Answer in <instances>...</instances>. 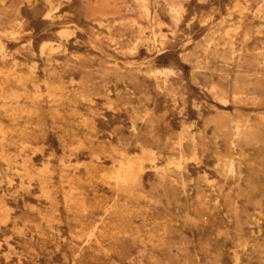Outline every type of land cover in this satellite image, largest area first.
Returning a JSON list of instances; mask_svg holds the SVG:
<instances>
[{
  "label": "rangeland",
  "instance_id": "1",
  "mask_svg": "<svg viewBox=\"0 0 264 264\" xmlns=\"http://www.w3.org/2000/svg\"><path fill=\"white\" fill-rule=\"evenodd\" d=\"M0 264H264V0H0Z\"/></svg>",
  "mask_w": 264,
  "mask_h": 264
},
{
  "label": "bare ground",
  "instance_id": "2",
  "mask_svg": "<svg viewBox=\"0 0 264 264\" xmlns=\"http://www.w3.org/2000/svg\"><path fill=\"white\" fill-rule=\"evenodd\" d=\"M57 106V105H56ZM238 126V125H237ZM239 129V128H238ZM104 175V174H103ZM126 181H127V179H126ZM60 222V221H59ZM244 227V226H243ZM146 241V240H145Z\"/></svg>",
  "mask_w": 264,
  "mask_h": 264
}]
</instances>
